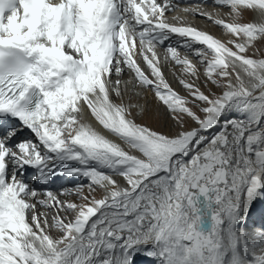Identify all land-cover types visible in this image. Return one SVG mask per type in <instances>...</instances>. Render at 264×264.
Here are the masks:
<instances>
[{
    "label": "snow or ice",
    "instance_id": "6c2138e0",
    "mask_svg": "<svg viewBox=\"0 0 264 264\" xmlns=\"http://www.w3.org/2000/svg\"><path fill=\"white\" fill-rule=\"evenodd\" d=\"M206 2L222 36L178 0H0V264H264V0Z\"/></svg>",
    "mask_w": 264,
    "mask_h": 264
},
{
    "label": "bare ground",
    "instance_id": "6f19581e",
    "mask_svg": "<svg viewBox=\"0 0 264 264\" xmlns=\"http://www.w3.org/2000/svg\"><path fill=\"white\" fill-rule=\"evenodd\" d=\"M178 2H179V4H180V8H178L175 12H173L170 16H168V18H169V20L171 21L172 20V17L173 16H179V17H182L184 20H186L187 22H189V23H191V24H194L195 26H197L198 28H200V29H202V30H207V31H209L210 33H212V34H214V35H216V36H222V34H220V35H218L217 33L218 32H215V28H217V27H219V26H216V25H214L213 23H211L210 25H206V24H204V23H206V22H209V21H207L206 19H204V18H202V17H200V16H197V15H193V14H191V13H185V12H183L181 9L182 8H184V7H189V6H192V5H195V4H197V3H201V0H178ZM210 4H212V0H207V2L206 3H204L203 4V8H204V10H206V11H209V12H216L217 11V9L216 8H214V7H208V5H210ZM219 12H220V14H221V16L223 17V18H225V19H227L228 17L225 15L227 12H224V11H221V9H219L218 10ZM246 16V15H245ZM245 18H249V15L248 16H246ZM251 18V17H250ZM247 20V19H246ZM249 20V19H248ZM221 30V29H220ZM219 30V31H220ZM221 32H222V30H221ZM159 51H163V50H159ZM182 52H183V50H182ZM183 54V53H182ZM178 68H176V69H172V70H170V68L168 67V66H165L164 67V72H165V75H166V78L168 79V81H169V83L172 85V87H173V83H172V81H171V78L172 79H176L177 80V76H179V74H180V72H178V71H180V70H177ZM173 71H175V73H176V76H174L173 74H172V72ZM126 78V77H125ZM177 82H178V80H177ZM175 84V83H174ZM177 86V85H176ZM178 89H180V88H178ZM178 91V90H177ZM148 95H149V93H148ZM144 96V95H143ZM146 98V97H145ZM134 100L136 99L135 97L133 98ZM143 99H144V97H143ZM154 99V98H153ZM140 102L141 103H143V100H140ZM157 104H154L153 103V100H150L149 101V103L147 104V113H144V117H146V118H156L157 119V121L159 122V124H160V126H162L161 125V123H162V121H163V125H169V121L167 120V119H165V117L163 116V114L158 110V109H156L157 107H155ZM163 111V110H162ZM142 116V117H143ZM140 117V116H139ZM166 117H167V115H166ZM140 120V119H139ZM140 122H141V120H140ZM142 123V122H141ZM23 135H25V136H27V135H29V133H27V132H25ZM31 174V173H30ZM63 181H66V180H63V179H58L57 181H56V183L55 184H53V185H51V187L53 188V189H58L59 187H61L62 185H64V184H66L67 182L68 183H73V181H70V180H68V181H66V182H64V183H62ZM60 183H62V184H60ZM37 187H41L40 185H37ZM257 218H258V216H257ZM255 219V218H254ZM254 221V220H253ZM259 221V220H258ZM258 225V224H257Z\"/></svg>",
    "mask_w": 264,
    "mask_h": 264
},
{
    "label": "rangeland",
    "instance_id": "374dc122",
    "mask_svg": "<svg viewBox=\"0 0 264 264\" xmlns=\"http://www.w3.org/2000/svg\"><path fill=\"white\" fill-rule=\"evenodd\" d=\"M208 7H213V4H210V5H208ZM221 11H224V12H227L228 11V9L227 8H222L221 9ZM246 16H248V14H246ZM245 16V17H246ZM244 17V19L246 20H248V19H250V15H249V18H245ZM204 24H206V25H210L211 24V22H206V23H204ZM216 30H215V32H218L217 34L218 35H220V34H223L222 32H221V28L220 27H217V28H215ZM221 29V30H220ZM220 30V31H219ZM221 36V35H220ZM160 50H162V49H160ZM183 53V52H182ZM177 70H179V68L177 69ZM178 72H180V71H178ZM126 77V78H125ZM125 79H128L129 77L127 76V75H125ZM171 81H172V83H173V88L174 89H176V90H178L179 92H181L182 94L184 93V90H183V88H182V86L177 82V80L174 78V79H172L171 78ZM175 83V84H174ZM177 85V86H176ZM178 88H180V89H178ZM143 97H144V99H143ZM146 97V98H145ZM139 100H143V103L144 104H146V107H147V104L149 103V101L150 100H153V103L154 104H156V102H155V100L153 99V96H152V94L149 92V95H148V93H144V96H142V97H140L139 98ZM155 107H157L156 109H158L162 114H163V116L165 117V119H167L168 121H169V125H163L164 123H163V121H162V123H161V125L162 126H160V124H159V122L157 121V119L156 118H146V117H142V116H138L137 117V120H138V122H140V120H141V122L142 123H144V124H147V125H149L150 127H153V128H155V129H157V130H162V131H168V130H170V128H171V121L168 119V117H166V115H167V113L164 111V109L162 108V107H160L159 105H156ZM163 110V111H162ZM147 113V112H146ZM140 119V120H139ZM74 182V181H73ZM68 183V182H67ZM61 199H64V197H61ZM255 218V219H254ZM253 220H254V222L256 223V224H260L262 221H261V218L258 216V218H257V216H254L253 217ZM259 220V221H258Z\"/></svg>",
    "mask_w": 264,
    "mask_h": 264
}]
</instances>
